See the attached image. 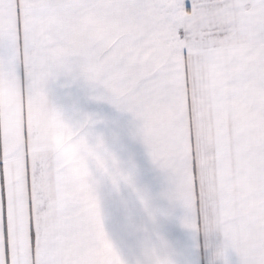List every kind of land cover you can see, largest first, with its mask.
Instances as JSON below:
<instances>
[{
  "label": "snow or ice",
  "instance_id": "6c2138e0",
  "mask_svg": "<svg viewBox=\"0 0 264 264\" xmlns=\"http://www.w3.org/2000/svg\"><path fill=\"white\" fill-rule=\"evenodd\" d=\"M0 264H264V0H0Z\"/></svg>",
  "mask_w": 264,
  "mask_h": 264
}]
</instances>
